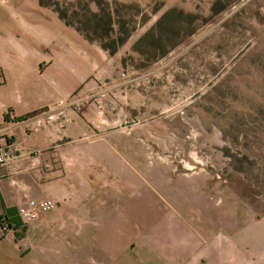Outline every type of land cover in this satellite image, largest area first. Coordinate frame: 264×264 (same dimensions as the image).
Listing matches in <instances>:
<instances>
[{
  "label": "rangeland",
  "instance_id": "374dc122",
  "mask_svg": "<svg viewBox=\"0 0 264 264\" xmlns=\"http://www.w3.org/2000/svg\"><path fill=\"white\" fill-rule=\"evenodd\" d=\"M70 1L84 10L86 0ZM106 1L132 33L113 54L90 41L106 58L81 92L87 108L96 105L87 140L113 141V156L127 166L122 168L134 178L133 189L151 199L143 205L136 196L129 214L134 227L139 213L148 212L140 206L150 208V219L131 231L153 234L172 214L206 235L202 220L222 226L223 209L230 220L239 217L244 204L238 196L248 212L264 218V0ZM25 2L39 13L36 0ZM154 164L173 176L204 175L208 185L230 189L232 202L216 189L207 204L214 213H206L185 182L182 199L175 201L174 191L158 186ZM0 232L10 234L13 246L10 256L0 255V264L79 263L78 256L47 251L46 235L31 247L29 234L17 242L14 228L0 225ZM233 237L256 264H264V252L254 247L264 246V224Z\"/></svg>",
  "mask_w": 264,
  "mask_h": 264
},
{
  "label": "crops",
  "instance_id": "0c3cea01",
  "mask_svg": "<svg viewBox=\"0 0 264 264\" xmlns=\"http://www.w3.org/2000/svg\"><path fill=\"white\" fill-rule=\"evenodd\" d=\"M36 6L39 13L25 0H0V136L12 155L0 166V214L13 209L17 215V207L30 198L50 197L57 206L37 220L21 219L14 227L15 241L29 234L32 247L46 235L47 251L78 256V264H256L233 236L264 224V218L248 212L240 196L239 217L230 220L223 209L222 226L202 220L206 235L172 214L153 234L131 231L150 219V208L140 206L148 212L139 213L134 227L129 214L136 209V196L143 205L151 199L133 189L134 178L122 168L127 166L113 156V141L86 137L94 104L86 107L81 86L104 62V50L38 0ZM154 165L150 169L158 186L174 191L175 201L182 199L185 182L206 213H214L207 204L216 189L232 202L230 189L208 185L204 175L173 176L165 166ZM2 234L0 255L10 256V234ZM259 245L254 247L263 253Z\"/></svg>",
  "mask_w": 264,
  "mask_h": 264
},
{
  "label": "trees",
  "instance_id": "16d2710c",
  "mask_svg": "<svg viewBox=\"0 0 264 264\" xmlns=\"http://www.w3.org/2000/svg\"><path fill=\"white\" fill-rule=\"evenodd\" d=\"M70 2V0H39L41 6L51 7L67 25L75 27L89 41L98 42L111 54L116 53L130 37L132 30L127 28L125 21L116 20L117 12L106 0H86L84 10H81L78 2L76 4ZM218 7L219 3L214 2L212 10L218 12ZM162 17L165 18L164 15ZM163 18L157 25L163 21ZM21 221L16 215V210L13 209L7 214L0 215V225L7 223L14 228L20 225Z\"/></svg>",
  "mask_w": 264,
  "mask_h": 264
},
{
  "label": "built area",
  "instance_id": "2783aa9c",
  "mask_svg": "<svg viewBox=\"0 0 264 264\" xmlns=\"http://www.w3.org/2000/svg\"><path fill=\"white\" fill-rule=\"evenodd\" d=\"M77 108L81 109L82 103L76 104ZM49 120L55 119L54 114L49 115ZM12 159V155L5 143V141L0 136V166L7 163ZM57 206L56 201L50 197L44 198H30L24 204H20L17 207V215L23 221H34L37 220L41 214L50 212L54 210ZM2 227L11 228L7 223H2Z\"/></svg>",
  "mask_w": 264,
  "mask_h": 264
},
{
  "label": "bare ground",
  "instance_id": "6f19581e",
  "mask_svg": "<svg viewBox=\"0 0 264 264\" xmlns=\"http://www.w3.org/2000/svg\"><path fill=\"white\" fill-rule=\"evenodd\" d=\"M194 120V119H193ZM193 122H197V123H199V125L201 126L202 124H200L201 123V120L199 119V118H195V120L193 121ZM219 137V136H218ZM219 157V156H218ZM217 160V159H216Z\"/></svg>",
  "mask_w": 264,
  "mask_h": 264
}]
</instances>
